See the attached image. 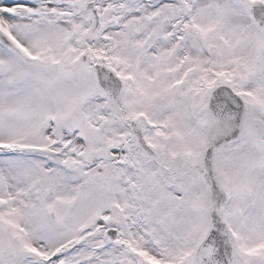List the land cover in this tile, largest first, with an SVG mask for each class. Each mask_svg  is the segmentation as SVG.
<instances>
[{
  "label": "snow or ice",
  "instance_id": "snow-or-ice-1",
  "mask_svg": "<svg viewBox=\"0 0 264 264\" xmlns=\"http://www.w3.org/2000/svg\"><path fill=\"white\" fill-rule=\"evenodd\" d=\"M0 264H264V0H0Z\"/></svg>",
  "mask_w": 264,
  "mask_h": 264
}]
</instances>
